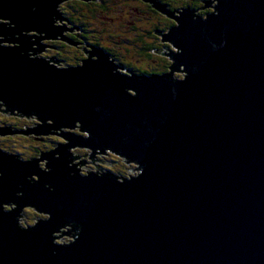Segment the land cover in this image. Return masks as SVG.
Returning a JSON list of instances; mask_svg holds the SVG:
<instances>
[{
    "label": "water",
    "instance_id": "95a60500",
    "mask_svg": "<svg viewBox=\"0 0 264 264\" xmlns=\"http://www.w3.org/2000/svg\"><path fill=\"white\" fill-rule=\"evenodd\" d=\"M63 1L0 0V110L65 140L34 159L0 149V264H264V0L178 11L160 35L177 48L158 51L170 71L151 75L99 48L77 66L36 56L69 30L55 24ZM77 146L96 171L72 163ZM100 153L139 173L102 171ZM25 207L48 217L24 227Z\"/></svg>",
    "mask_w": 264,
    "mask_h": 264
},
{
    "label": "flooded vegetation",
    "instance_id": "af4514ba",
    "mask_svg": "<svg viewBox=\"0 0 264 264\" xmlns=\"http://www.w3.org/2000/svg\"><path fill=\"white\" fill-rule=\"evenodd\" d=\"M156 1L165 7L164 11L156 8L154 4L152 3V0H96V1H88V2L80 1V0H75V1L66 0L63 3V6L60 7V10H61L63 18L68 21V24L66 25L69 30H67L68 32L64 31L65 32L63 33L64 40L62 42L51 43L52 45H49V46L51 48L57 47L61 51V53H69V54L71 53L72 54L70 57L71 60L65 56L60 59V56H61L60 53H57L56 56H52V58L56 59L58 62L59 61L64 62L65 67L74 66L75 64L79 65L83 62V60H85L88 57H91L95 49L99 48V50H103L110 55V58L114 60V62L117 64V68L119 71L120 69H125L126 71L131 72V73L146 74V75L163 74L165 72H168V69H170V64H171L170 57L165 55L164 53L160 54L158 52V51H164L166 50V48L164 47L165 49L160 50L156 48V46L158 45V41L160 40L159 36L162 35L163 32H165L166 30L174 26L176 23V20L173 18V16H176V14H173L172 10L175 9V12H178L182 10L183 8H189L194 11L196 16L206 17L209 13L214 11L215 1L214 0H156ZM207 4L209 5L208 7H206ZM67 8L72 10V13H67L66 11H64V9H67ZM142 11L144 12L147 11V13H150L153 16H156L158 20L152 25L151 28L143 30L142 34L137 37L138 38L137 40L141 42V44H143L140 47H138V50L141 49L145 51L144 48L146 47V45L148 44L152 45V48L148 50L149 51L148 55L155 57L153 61L157 60L158 64H157V61L155 62V64L153 62L151 64H146L144 62V64L148 65L149 67H144L141 65L140 61L144 60V58H141L142 55L140 53L139 54L141 56L139 57V59L134 58L131 62L123 61L125 59L124 55L119 56L118 54L115 53L114 48L109 47L106 44H104L103 41L105 40H102V38L100 37V35H102L101 33L97 35L95 33L96 30L95 31L92 30L93 31L92 33H94V35H91L90 23L87 22L86 20L81 21L80 18L77 17V15L81 17H85L86 16L85 13L88 14L87 16L88 18H91V16H95L98 13L105 12L106 14H108L107 16L109 15L111 16V14L114 13L116 15V18L115 19L114 17H111V18L113 20H117V23L119 24L118 25L119 28L125 27L126 29L132 30V28L136 29L134 26L135 25L134 22L137 21V20L134 21L133 17L137 16L140 13H143ZM131 12H134V13H131ZM157 15L162 16L163 20L161 21ZM111 18L108 19L106 17V19L108 20H112ZM156 18L154 19L156 20ZM153 26H155V28H153ZM146 38L148 39L153 38V42L147 41ZM89 40H93V42ZM110 42H113L114 44L119 45L118 41H110ZM130 42H134L132 43V45L136 43L135 40H130L129 43ZM47 43H50V42H47ZM47 43L45 41L43 42L44 50H46L45 47L48 46ZM162 45H167V43H163ZM86 53L89 55H87ZM92 58H96V56H92ZM1 120L2 119H0V121ZM26 123L27 121L25 123L17 122L18 128H15L14 126L16 125V123L12 124L14 128H12V126H4L5 129L0 130V132L3 134L6 132H12V133L17 132V133H23L27 135L26 130H28L30 127H28V124ZM23 131H26V132H23ZM51 137H52L51 135H48L45 139L41 141H46V142H49L51 145H53V143H56V140H58V142L64 140L62 136H60L59 139L58 137L54 139ZM61 138L63 140H61ZM36 151H38V153L42 152V150L40 149H33L32 155L29 156V158L27 159L36 158L35 156L36 155L38 156ZM6 152H9V151H6ZM10 153H13V152H10ZM107 155H111V154L107 153L105 155H97V157L95 156L93 159L95 161L101 160L102 159L101 157H105ZM83 157L86 158L90 156L86 154H82V158ZM82 161L85 164L89 162L90 160L88 161L87 159H84ZM112 173L115 174L114 172ZM119 179H122V178H119ZM6 206H7L6 204H3L4 211H10L11 208L9 206L8 207ZM29 210H30L29 207H27V209L26 207L23 208L20 212V215ZM41 219L43 218H39V220ZM68 226H70V224H68ZM59 230L64 231V232L67 231V230H64L63 227ZM57 233L59 235L62 234V232H56V236H59ZM59 238L65 239V235H62Z\"/></svg>",
    "mask_w": 264,
    "mask_h": 264
},
{
    "label": "rangeland",
    "instance_id": "374dc122",
    "mask_svg": "<svg viewBox=\"0 0 264 264\" xmlns=\"http://www.w3.org/2000/svg\"><path fill=\"white\" fill-rule=\"evenodd\" d=\"M65 1L66 0H64L62 2L61 6H63V3ZM71 1H75V0H71ZM173 10H175V9H173ZM64 11H66L67 13H72V11L70 9H68V8L64 9ZM142 12L143 13H140L137 16L133 17L134 21L137 20V21L134 22L135 23L134 26H135V28L137 30L133 29V28H132V30L131 29H126L125 27L119 28V26H118L119 24L117 23V20H113L111 18V17H114V19L116 18V15L114 13L111 14V16L110 15L107 16L108 14H106L105 12L104 13H98L95 16H91V18H88L87 17L88 14L85 13V15H86L85 17H81V16H78V15H77V17H79L81 21L82 20L83 21L86 20L87 22L90 23L91 35H94V33H92L93 32L92 30H94V31L96 30L95 33L97 35H99L101 33L102 35H100V37L102 38V40H105V41H103L104 44H106L109 47L114 48L115 53L118 54L119 56L120 55H124L125 56V59L123 61L131 62L134 58L139 59V57L142 55L143 57L141 56V58H144V60L140 61L141 65L144 66V67H149L146 64H151L152 62L155 64V62L157 60L153 61L155 57L149 56L146 51H143L141 49L138 50V47H140L143 44H141V42H139L137 40L138 39L137 37L142 34L143 30L151 28L152 25L158 20H157L156 16H153L152 14L147 13V11L146 12L142 11ZM131 13H134V12H131ZM174 14L178 15L179 13L174 11ZM150 15H152L154 18H156V20ZM105 16L108 19L111 18L112 20L106 19ZM158 17H159V19L161 21L163 20L162 16L159 15ZM55 24L56 25H63V24L66 25V24H68V22L65 21V20H57V21H55ZM175 25H177V22L175 23ZM168 31H169V29L166 30L163 33L166 34ZM159 37H160V40L158 41V45L156 46V48L163 49L165 47V48H168L169 50L177 52V48L174 47L171 44V42H169V41H161L162 36H159ZM130 40H135L136 43L134 45H132V43H134V42H130L129 43ZM146 40L153 42V38H151V39L146 38ZM44 41L46 43L50 42V43H47V44L48 45H52L51 43L62 42L63 40H61V39H49V40L46 41V40L43 39V41L41 43L43 44ZM89 41L93 42V40H89ZM110 41H118L119 45H116V44H114L113 42H110ZM163 43H167V45H162ZM45 49L46 50H43V51H40L39 53H36V56L49 59L52 56H56L57 53H60L61 56H62V57L60 56V59L63 58L64 56L68 57L70 59V57L72 55L71 53L70 54L69 53H61V51L57 47L56 48L45 47ZM170 61L172 63L171 59H170ZM144 62L146 64H144ZM51 64H54V65H56L58 67H65L64 62H58V64H60V65H58L55 62L54 63L51 62ZM157 64H158V61H157ZM74 66H77V65L75 64ZM157 67H159V66H157ZM120 71L125 73V74H129L128 72H126V71H124L122 69H120ZM169 71H170V69H168V72ZM176 72H174V77L180 78V79H183L185 77L184 73L179 72V71L177 73ZM31 116L33 118L24 117V116L23 117H19V116H15V115L7 116V114H1L0 113V119H2L0 121V127H4V126H12L13 127L12 124L16 123V125H14V126H15V128H18L17 127V122L18 123H20V122L25 123L26 121H27L26 124H28V127H32L34 124H39L40 123V121L38 119H36L34 115H31ZM72 130H74V129H72ZM75 130L77 132H80L78 128L75 129ZM56 132L60 133V130H57ZM48 135H51L52 136L51 138H53V139L56 138V137L60 138V136L56 135V134H43V135H40V136L39 135H35V134H31V135L27 134V135H25V134H21V133L4 134V135L0 136V148L2 150H5V151H9V152H13V153H20L22 158L27 159V158H29V156L32 155L33 149L42 150L41 153H38V151H36V153L39 156L42 153H45V152L53 150L59 144V142L60 143H64L65 142V140H63L62 138H61V140H63V141H59L58 142V140H56V143H53V145H51L49 142L41 141V140L45 139ZM74 149L75 148H73L72 152L74 151L76 153L77 150L76 149L74 150ZM77 153H79V152L77 151ZM79 154H81L80 155L81 156L80 160H83V158H84V159H87L88 161L89 160L91 161V159L88 158V157H86V158L83 157L82 158V154H88V153L81 152ZM110 154L111 155H107L105 157H101L102 161H106L107 160L110 163V165H106V164L101 163L99 161H95V164H97L102 171L109 170L111 172H114L115 174H122L123 177L126 176L128 178L130 176H134V175H137L139 173V170L135 169V168L138 167L137 164H135V163H130L129 164V163L125 162L124 158H122V157L119 158L116 155H114L113 153H110ZM97 155H99V154H96V157H97ZM38 156L36 155L35 157H38ZM45 162H47L46 159H43V161H39V166L42 169L48 170L47 168H45L46 167V163ZM89 162L85 163V168L84 167H80V171H79L80 173L87 174V169L91 170V171L96 170L94 164H91ZM101 170H99V171L102 173ZM124 173H125V175H124ZM33 177L37 179V176H33ZM13 205L15 206V204H13ZM8 206L11 208L10 205H7L6 207H8ZM26 209H27V207H26ZM29 209H30L29 211L21 214L22 217L18 218V222L21 225H23L24 227H26L28 225L35 224L36 220H38L39 218H45L46 217L44 215L45 213L42 214L39 211H37L35 209H32L31 207H29ZM63 229L66 230V227H63ZM56 241H58V242H60L62 244H67V243L70 242V238L67 235H65V239L57 238Z\"/></svg>",
    "mask_w": 264,
    "mask_h": 264
},
{
    "label": "bare ground",
    "instance_id": "6f19581e",
    "mask_svg": "<svg viewBox=\"0 0 264 264\" xmlns=\"http://www.w3.org/2000/svg\"><path fill=\"white\" fill-rule=\"evenodd\" d=\"M215 1V0H214ZM213 1V2H214ZM68 2V1H67ZM59 20V19H58ZM62 26V25H61ZM67 27V26H66ZM68 28V27H67ZM65 31H67V30H65ZM68 32V31H67ZM57 38H61V36H57ZM44 40H49V39H44ZM42 41H43V39H42ZM41 41V42H42ZM168 47V46H167ZM166 58V57H165ZM51 62H53V61H51ZM180 70H183V68H180ZM178 72V71H177ZM176 72V73H177ZM179 72H182V73H184L185 74V72L184 71H179ZM0 109H3L4 110V108H3V106L1 105L0 106ZM0 113L1 114H7V116H12V115H14V114H16V113H14V114H10V113H6V112H4V111H1L0 110ZM15 116H18V115H15ZM36 116V115H35ZM19 117H23V116H19ZM31 118V117H30ZM36 118H37V116H36ZM48 120H50V119H48ZM47 121V120H46ZM50 121H47V123H49ZM76 126H80L79 124H76ZM66 128V127H65ZM65 128H60L61 130H63V129H65ZM80 129V127H73V128H71V130L72 129ZM80 131V130H79ZM80 132H84L85 133V131H80ZM28 135H31V134H28ZM35 135H43V134H35ZM59 139V138H58ZM79 153H81V152H85V153H88V154H90L91 153V150H90V148H88V147H80V146H77V147H74ZM74 149V150H75ZM77 151H76V153L73 151L72 152V155L73 156H80L81 154H79V153H77ZM107 154V153H106ZM100 155H105V154H102V153H100ZM114 155H116L117 157H119V158H121V156H119V155H117V154H114ZM81 159V156L79 157V159H74L73 160V163H78L79 162V160ZM95 163V162H94ZM130 164V163H129ZM76 167H79V165H76ZM134 170V169H133ZM137 170V169H136ZM94 171H96V170H94ZM93 171V172H94ZM99 171V170H98ZM134 175V174H133ZM7 205V204H6ZM14 207H16V205L14 206L13 204H11V208H14ZM40 213H42V212H40ZM42 214H44V213H42ZM46 217L45 218H47L48 217V213H45L44 214ZM42 216V215H41ZM68 225H65L64 227H67ZM62 228V227H61ZM61 228H59V229H61ZM58 234V233H57ZM59 235V234H58ZM55 236H56V232H55ZM68 236V235H67ZM68 237H71L72 238V236H68ZM71 238H70V241H71Z\"/></svg>",
    "mask_w": 264,
    "mask_h": 264
},
{
    "label": "trees",
    "instance_id": "16d2710c",
    "mask_svg": "<svg viewBox=\"0 0 264 264\" xmlns=\"http://www.w3.org/2000/svg\"><path fill=\"white\" fill-rule=\"evenodd\" d=\"M72 11V10H71ZM153 28H155V26H153ZM152 48V45L151 44H148V45H146V47L144 48V50L148 53L149 51L148 50H150ZM35 116V115H34ZM35 118H36V116H35ZM42 138V137H41ZM20 154V153H19ZM124 175H125V173H124ZM115 176L116 177H118V178H128V177H123V175L122 174H115ZM67 229H69L70 230V232L73 234V226L72 225H70V226H67L66 227V230Z\"/></svg>",
    "mask_w": 264,
    "mask_h": 264
}]
</instances>
